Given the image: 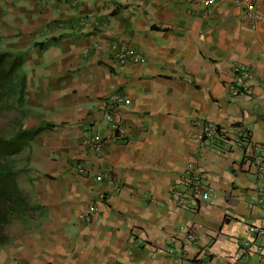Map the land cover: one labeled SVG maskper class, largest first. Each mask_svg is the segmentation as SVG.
Instances as JSON below:
<instances>
[{
  "label": "crops",
  "instance_id": "crops-1",
  "mask_svg": "<svg viewBox=\"0 0 264 264\" xmlns=\"http://www.w3.org/2000/svg\"><path fill=\"white\" fill-rule=\"evenodd\" d=\"M254 11L233 0H0V46L25 53L23 125L46 126L27 162L41 209L0 264H264V236L246 231L264 223V175L253 165L264 153V0ZM236 64L251 74L239 95ZM113 94L126 100L109 102ZM207 121L217 133L200 147ZM90 133L101 151L87 149ZM98 171L112 180H93ZM190 173L208 199L184 194ZM89 202L98 211L81 222Z\"/></svg>",
  "mask_w": 264,
  "mask_h": 264
},
{
  "label": "trees",
  "instance_id": "trees-1",
  "mask_svg": "<svg viewBox=\"0 0 264 264\" xmlns=\"http://www.w3.org/2000/svg\"><path fill=\"white\" fill-rule=\"evenodd\" d=\"M24 57L20 51L2 49L0 46V114L11 113L6 121L8 130L0 131V245L15 236L9 228L11 222L18 219L23 229L32 214L41 209L18 181L19 171L27 172L32 139L46 127L42 123L23 125L27 111L22 68ZM23 151L25 154H22Z\"/></svg>",
  "mask_w": 264,
  "mask_h": 264
},
{
  "label": "built area",
  "instance_id": "built-area-1",
  "mask_svg": "<svg viewBox=\"0 0 264 264\" xmlns=\"http://www.w3.org/2000/svg\"><path fill=\"white\" fill-rule=\"evenodd\" d=\"M208 3H213L216 0H206ZM234 3L239 7L242 8L243 11H246L250 16L256 17L254 11V0H233ZM80 22H85L86 18L82 17L79 18ZM115 57L119 60H125L129 55V52L121 49L115 52ZM233 75L235 84H231L230 87L234 91L236 95H239L243 91H247L249 88V82L251 78V74L248 69L244 68L243 64H236L233 67ZM126 98L120 94H113L109 97V102H120L125 101ZM104 118L107 121L112 120V116L109 112L104 114ZM111 126L115 132H118L120 135H123L124 127L121 126L117 121L112 122ZM217 133L216 126L213 122L207 121L202 124L201 131L199 133V143L200 147H208L212 138ZM248 131H241L236 136H234V141L237 144H240L245 137L247 136ZM84 143L87 146V149L93 153L101 151L102 143L100 138L95 133H90L85 139ZM254 169L256 171V177L260 178L264 175V153L262 154H255V161L253 162ZM74 171L77 174L81 175L83 178H88L89 174H86V168L83 162L80 159L75 158L73 161ZM188 169H193L194 164L193 162L187 163ZM107 178L108 180H112L111 174L108 172L98 171L92 174V178L95 181H101L103 178ZM116 185V183H114ZM181 188L184 191V194L191 199H208L210 197L209 187L204 184L202 176L200 173H190L186 177H184L181 181ZM261 187L264 188V184L260 185L257 184L256 188L258 192H261ZM262 193V192H261ZM99 197H102L100 194ZM183 195H179V200H182ZM258 201H262V197L259 195L257 197ZM98 209L95 202H89L82 210L77 213V219L81 222H90L91 219L96 215ZM247 234H252L253 238H260L264 236V223H256L251 224L246 228ZM249 242L244 241L241 245L238 246L236 255L242 258H245L249 252Z\"/></svg>",
  "mask_w": 264,
  "mask_h": 264
},
{
  "label": "rangeland",
  "instance_id": "rangeland-1",
  "mask_svg": "<svg viewBox=\"0 0 264 264\" xmlns=\"http://www.w3.org/2000/svg\"><path fill=\"white\" fill-rule=\"evenodd\" d=\"M20 53H22V52L20 51ZM22 54H25V53H22ZM10 117H11V113L0 114V131H7L8 130V127L6 126V121ZM22 154H25V151H23ZM18 181H19V184H20V186L22 187L23 190H28V186L29 185H28V182H27V172H26V170L19 171ZM22 227H23V224L18 219L14 220L13 222L10 223L9 228H10L11 234L15 235L14 238H12L10 241L19 239L18 237L24 232ZM8 243L9 242L0 245V256L3 254L4 247Z\"/></svg>",
  "mask_w": 264,
  "mask_h": 264
}]
</instances>
